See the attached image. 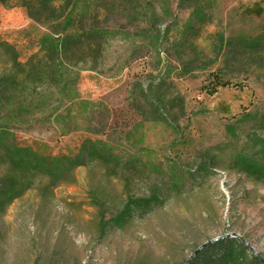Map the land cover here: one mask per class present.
Returning a JSON list of instances; mask_svg holds the SVG:
<instances>
[{"label":"rangeland","instance_id":"obj_1","mask_svg":"<svg viewBox=\"0 0 264 264\" xmlns=\"http://www.w3.org/2000/svg\"><path fill=\"white\" fill-rule=\"evenodd\" d=\"M201 5V25L192 8L175 9L159 63L150 56L118 71L108 63L80 73L79 99L109 110L108 130L97 137L151 168L127 180L93 164L76 170V184L52 191L35 179L0 208V264H185L206 242L189 264H254L249 253L264 263V0ZM185 25L197 27L194 53L172 47ZM25 29L36 32L21 10L0 6V38L24 40ZM214 75L226 86L212 92ZM150 83L167 102L156 121L140 114L153 117L139 92L151 94ZM15 133L54 154H75L82 137L39 122ZM92 192L111 200L105 220L126 210L122 225L97 229L86 205ZM150 194L157 203L140 216L133 203ZM233 239L245 249L235 242L217 255L213 246ZM223 253L231 262L219 259Z\"/></svg>","mask_w":264,"mask_h":264},{"label":"trees","instance_id":"obj_2","mask_svg":"<svg viewBox=\"0 0 264 264\" xmlns=\"http://www.w3.org/2000/svg\"><path fill=\"white\" fill-rule=\"evenodd\" d=\"M202 1L0 0L4 10H21L36 29L34 35L25 29L21 41L0 38V208L5 209L29 191L35 179L44 180L52 191L76 184V170L93 164L103 167L108 176H124L127 180L151 168L141 157L121 155L112 144L97 137L108 130L109 110L99 102L79 99L80 73L98 71L108 63L118 71L150 56L159 63L167 33L175 25V9L192 8L196 23L201 25L206 21L200 14ZM196 29L185 25L179 39L171 42L174 50L194 53ZM213 79L212 92L226 86L218 75ZM148 87H154L151 94L139 92L153 117H144L146 111L140 114L145 121H156L159 109L167 102L159 93V83ZM33 122L49 124L59 135L82 133L75 154H54L48 146L21 142L15 131ZM175 180L173 185L177 187L179 178ZM88 198L86 205L95 208V225L100 232L109 224L122 225L128 216L126 206L120 217L105 220L111 200L98 192ZM153 203H157V197L152 194L136 199L134 211L143 216L154 209ZM235 242L245 249L236 239L219 241L213 247L217 255L221 250L232 252ZM228 255L231 253H223L219 259L229 262ZM249 255L254 264H264Z\"/></svg>","mask_w":264,"mask_h":264},{"label":"water","instance_id":"obj_3","mask_svg":"<svg viewBox=\"0 0 264 264\" xmlns=\"http://www.w3.org/2000/svg\"><path fill=\"white\" fill-rule=\"evenodd\" d=\"M208 243H204L202 244V246H200L197 250H195L190 256L189 258L187 259V261L185 262V264H189L193 259H194V256L198 254V252H200L202 250V248L206 247Z\"/></svg>","mask_w":264,"mask_h":264}]
</instances>
